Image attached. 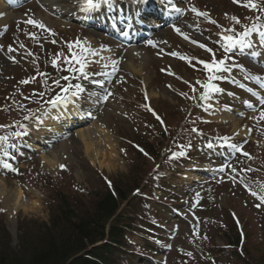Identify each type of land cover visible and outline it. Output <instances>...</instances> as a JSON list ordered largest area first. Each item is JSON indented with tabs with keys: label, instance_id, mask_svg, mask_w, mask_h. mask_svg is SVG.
<instances>
[{
	"label": "rangeland",
	"instance_id": "rangeland-1",
	"mask_svg": "<svg viewBox=\"0 0 264 264\" xmlns=\"http://www.w3.org/2000/svg\"><path fill=\"white\" fill-rule=\"evenodd\" d=\"M246 2L178 0L175 28L156 27L147 39L127 46L145 50L142 74L147 79L120 65L107 70L110 76L85 78L75 61L72 67L66 64L70 52L65 47L60 51L49 33L58 32V39L66 41L83 39L87 28L70 22L50 31L49 23L63 25L44 2L11 5L8 13L20 19L0 27V137H7L0 141V180L8 189L19 188L28 204L10 215L0 202V245L9 242L3 244L9 251H29L39 238L37 229L49 224L60 195L77 210L117 186L129 192L120 213L130 231L115 253L122 264H264V119H257L264 104L239 84L249 83L248 75L264 83V12L259 10L264 0H256L255 10L245 7ZM222 11L228 12L225 17ZM28 20H41L45 27ZM253 24L256 29L246 37L249 46L225 50L224 35H237ZM213 54L225 59L229 70L213 81L221 91L205 99L202 85L209 73L200 61H211ZM58 55L60 68L53 64ZM103 79L104 86L95 92L94 80ZM76 84L84 88L79 96H71L74 87L67 94L62 91ZM57 95L68 96L63 106L90 113L87 120L66 124L62 138L44 133L42 125V111ZM235 106L240 112H227ZM244 116L251 118L249 124ZM80 128L97 131L85 141L87 150L74 133ZM63 141L66 153L60 148ZM41 155H56V166L46 167ZM189 173H197V181L186 180Z\"/></svg>",
	"mask_w": 264,
	"mask_h": 264
},
{
	"label": "trees",
	"instance_id": "trees-1",
	"mask_svg": "<svg viewBox=\"0 0 264 264\" xmlns=\"http://www.w3.org/2000/svg\"><path fill=\"white\" fill-rule=\"evenodd\" d=\"M128 194L117 186L114 193L104 189L88 204L77 205V210L60 195L49 224L37 229L34 248L9 251L3 246L9 242L1 243L0 264H122L115 253L124 247L123 235L130 226L117 211ZM235 255L240 256L236 251Z\"/></svg>",
	"mask_w": 264,
	"mask_h": 264
},
{
	"label": "bare ground",
	"instance_id": "bare-ground-1",
	"mask_svg": "<svg viewBox=\"0 0 264 264\" xmlns=\"http://www.w3.org/2000/svg\"><path fill=\"white\" fill-rule=\"evenodd\" d=\"M10 0H0V27L6 23H9L10 20L15 19V20H19L20 16H14V14H10L8 13V9H9V5L8 2ZM42 2H44V4L47 6V10H49L50 12L54 13V14H59L60 18H61V25L63 26H59L58 24H53V23H49V26L53 29H58L61 30L62 27H66V25L64 24V17L65 16H70V15H77L81 17V2L82 0H40ZM129 1V6H126V8L129 10V12L131 13L132 17H137L139 15H143L145 14V10H144V6L141 4V1H137V0H126V2ZM171 2H174L176 0H170ZM125 2V3H126ZM63 3V5H62ZM61 4V5H60ZM136 9H138V12H136ZM107 12V10H102L101 12L95 13L93 14V17H91V19H98L102 17V12ZM227 11H222L219 14L222 16H226L227 15ZM90 17V16H89ZM108 20V19H107ZM41 20H39L40 22ZM109 25L107 23H102L101 21L99 22L102 26H110L111 24H114L112 21L110 22L109 19ZM142 22L145 23V21L143 20ZM43 23V22H42ZM155 25V23L153 24V26ZM17 29V28H16ZM18 30V29H17ZM19 32V30H18ZM53 32V30H52ZM22 34V33H21ZM53 38H56L58 40L57 43V47L61 48L65 47L66 50L70 51L68 48V45L71 43L73 45L72 49H71V54L72 52H76L78 50V48L76 47V42L79 41V38L73 37V40L67 39H58L60 38L58 36V32L56 33L55 31L53 33H51L50 35V40H53ZM85 40V44L91 46V48L93 50H95L96 55H89L87 56V66L88 69H91V67L93 65L97 66V68L99 69H103L105 70L108 67L111 66H117L120 65L122 67L125 66V68L127 70H129L130 72H139L142 76L143 79H147V76L142 74V71L145 70V66H144V59H146V54L145 51H141L136 47H130V48H123L121 43H117V41L115 40H111L108 39V42L103 45V40L98 41L96 38H94L92 35L88 34L87 36H85L83 38ZM58 52V51H57ZM120 56V57H119ZM135 60H139L140 64H138V67L135 66ZM55 65L56 67L60 68L61 64H60V55L56 56L55 58ZM115 62V63H114ZM132 72V73H133ZM93 75L95 76H99V72L94 73ZM100 82L96 81V84L98 85ZM64 103H62V106H56L53 107L51 106L50 108H46L43 110L42 116V125H43V129H44V133H50L53 135V137H55V134L58 133L60 134V137L62 138V136H64L65 134V130L66 127H64L66 124L68 123H77V122H82L83 120H85V118L87 116H89V113L81 108H77L75 106H73L72 104H66L65 106H63ZM228 107H224L223 110L227 109ZM233 109V108H232ZM237 111H240L239 109H237ZM227 112H229V109H227ZM224 118L225 119H229L230 116L224 114ZM207 119H212L211 118V114L210 116H208ZM225 119H222L223 122H225ZM251 121V118L247 119V123L249 124V122ZM237 125H235V128ZM85 128H80L77 131H74V133L77 135V138L79 140H81L85 146V150H87L88 148V143H86L85 141L87 140L88 136H94L96 135L97 131L94 129L91 130H84ZM232 129V130H233ZM240 130V129H238ZM95 132V134H93V132ZM244 130L240 131L243 132ZM238 132V131H237ZM247 134L249 135V131H246V133H244V135ZM68 144L67 142H61V146L60 148L62 149V153H66L67 152V147ZM35 148H37V146H35ZM95 149V148H94ZM98 150V148H96L94 150V152L96 153ZM66 151V152H65ZM69 155V154H68ZM40 161L44 162V165L48 168H52L54 166H56V159L57 156H45V155H41L40 156ZM92 158L90 159V161L92 162ZM94 162V161H93ZM185 179L188 181L191 180H195L197 179V174L196 173H189L185 175ZM0 202L3 205V209H5L6 212H8V214L13 215L15 214V211L17 210L18 207H22L25 208L27 206L28 203H25L24 201H22V193L21 190L17 187H11V189H8L7 186L5 185V183L0 180ZM30 204V203H29ZM33 204V203H32Z\"/></svg>",
	"mask_w": 264,
	"mask_h": 264
},
{
	"label": "snow or ice",
	"instance_id": "snow-or-ice-1",
	"mask_svg": "<svg viewBox=\"0 0 264 264\" xmlns=\"http://www.w3.org/2000/svg\"><path fill=\"white\" fill-rule=\"evenodd\" d=\"M108 0H82L81 2V10L83 11H93L96 10L100 7L101 3H107ZM236 2H239V0H236ZM245 7L251 8V9H257L258 5L256 3V0H247L246 4L244 5ZM260 11L264 12V8L259 9ZM176 11H181V9L177 8ZM192 11L197 12L195 8L192 9ZM198 15L201 16H207V13L204 12H197ZM233 20H235L236 23H240L239 19L237 17H232ZM259 19V18H258ZM28 23L44 28L45 26L40 23L39 21L36 20H28ZM213 23H215L213 21ZM256 29V25L253 24L252 28H245L243 32L237 34V35H224L223 40H224V47L226 51H229L231 49H235L238 46L240 48H243L245 46H249L246 41V37L249 35L251 31H254ZM179 31V29H177ZM228 31H235L234 29H230ZM151 43V41L149 42ZM193 43H196L193 41ZM73 45L70 43L68 45L69 50L71 51ZM76 47L80 49V51L77 52H72L71 59L69 60V63L72 61H75L76 64L79 65L78 71L82 75H84L85 78H87V74L84 72L85 67L87 66L88 60L87 56L89 55H96L95 50L91 48L89 45H81L79 41L76 42ZM201 48H205L206 51L212 52V49L206 48L205 45L201 44ZM9 51H12L11 48H9ZM175 55V54H174ZM56 61H53V64L55 65ZM115 63V62H114ZM201 64H203L204 69L209 73V77L206 83L202 85V87L205 89V92L203 94L204 98L206 99L208 97V94L214 91H221V89L217 88L214 84L213 81L216 79H222L223 77L219 76L218 74L221 72H226L229 69L226 67V60L225 59H219L217 60L213 54V59L211 61H200ZM69 71H77L75 68H70ZM65 80L68 79V77H64ZM23 83H27V81H23ZM58 83V82H57ZM74 87L75 91L71 92V96H79L80 93L84 92V88L80 84L76 85H69L68 87H65L62 89L64 93H69V89ZM103 99H107V96H104ZM68 100V96H60L57 95L54 99L50 100L49 103L53 106L56 107L59 104L66 103ZM261 119H264V112L261 113ZM2 127V126H0ZM7 137H0V141L6 140ZM225 142H227V138H225ZM211 147V145H209ZM229 147H236L235 145H229ZM183 155V153H181ZM247 155V153H245ZM7 167V165H5ZM63 167V166H61ZM255 195V193H253ZM261 199H264V197H261ZM259 207V205H258Z\"/></svg>",
	"mask_w": 264,
	"mask_h": 264
}]
</instances>
